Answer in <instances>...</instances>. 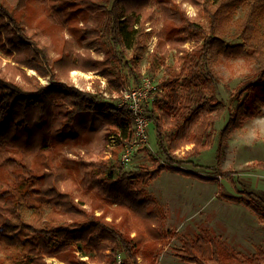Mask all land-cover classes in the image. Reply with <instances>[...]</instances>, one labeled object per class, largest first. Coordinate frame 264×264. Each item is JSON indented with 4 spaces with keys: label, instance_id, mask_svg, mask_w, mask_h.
<instances>
[{
    "label": "trees",
    "instance_id": "trees-1",
    "mask_svg": "<svg viewBox=\"0 0 264 264\" xmlns=\"http://www.w3.org/2000/svg\"><path fill=\"white\" fill-rule=\"evenodd\" d=\"M37 1L66 21H74L79 11L104 13V32L112 43L106 52L104 71L113 76L110 87L114 89L129 85L130 79L140 82L139 62L148 52V41L154 34L161 41L193 45L179 47L174 64L167 63L159 49L148 53V72L162 68L163 74L145 114L154 125L158 152L165 162L153 169L143 167L131 172L126 171L120 159H104L93 163V177L86 179L87 189L94 187L97 173L104 174L106 180L116 175L117 183L133 185L137 208L132 217L126 211L108 219L105 212L96 214L85 207L87 202L77 199L74 188L63 189L55 152L47 142L50 108L62 98L61 93L69 96L65 100L71 105L66 122H74L81 112L105 113L116 117L121 129L118 134L122 133L126 141L133 137L129 129L133 115L128 103L119 106L100 93L81 91L57 81L28 87L0 73V264H51L48 257H59L67 264H159L165 246L175 237L182 240L175 254L183 264H264L263 247L248 256L230 249L206 229L189 238L168 228L164 206L146 189L165 169L216 182L221 198L242 201L264 222L262 197L250 191H243V196L226 193L219 181V176L234 179L236 170L218 166L214 168L218 174L213 176L185 167V163H193L194 158L213 146L214 126L226 110L218 95V84L223 81L217 71L218 58L242 57L249 64L247 78L237 87L240 97L250 94L256 79L264 80V0H188L198 7V12L195 17L183 13L175 36L170 34L172 22L168 18L163 19L158 32L145 28L149 18L143 17L144 9L153 1L165 0ZM29 4L30 0H0V51L10 54L15 49H28L29 58L38 60L30 41L21 39L28 38V33L21 21L24 13L19 11ZM239 6L246 11L233 34L239 41L229 43L219 35L221 24ZM41 72L45 73L43 69ZM248 105L243 98L222 128L218 163L231 127L238 128L256 115ZM187 144H193L192 148L179 157L176 151ZM257 165L264 169V162ZM129 221L133 230H128Z\"/></svg>",
    "mask_w": 264,
    "mask_h": 264
},
{
    "label": "rangeland",
    "instance_id": "rangeland-1",
    "mask_svg": "<svg viewBox=\"0 0 264 264\" xmlns=\"http://www.w3.org/2000/svg\"><path fill=\"white\" fill-rule=\"evenodd\" d=\"M144 10L143 17L149 18L145 24L146 31L158 32L163 19L168 18L172 22L169 25L172 28L170 34L175 36L184 19L183 13L195 17L198 7L188 0H165L153 1ZM90 11H79L74 21H66L54 11L49 12L37 0H30V4L19 11L24 13L21 21L28 33V38L21 39L30 41L38 60L29 58L31 54H28V49H15L10 54L0 51V73L28 87L57 81L75 86L81 91L100 93L105 99L119 106L124 104L121 101L122 90L128 85L118 89L111 88L110 80L113 76L104 71L106 52L112 47L110 38L104 32L105 15ZM245 13V9L239 6L234 10L233 16L222 22L219 35L225 41H239L233 34L238 20ZM148 45V52L139 62L142 75L140 82L147 78L158 87L163 69L148 72V53L159 49L164 60L174 64L179 58V47H190L193 42L169 43L159 40L154 34L149 38ZM127 55L130 57L132 51H127ZM216 66L219 75L223 77V81L218 84V95L225 102L226 110L214 126L213 146L194 158L193 163H185V167L213 176L218 174L215 167L232 168L237 171L234 179L218 177L226 193L243 196V191H250L264 199V169L257 165L264 162V80L256 79L250 94L246 92L240 97L237 87L247 78L249 64L242 57L220 56ZM42 69L45 73L41 72ZM131 82L133 81L130 79ZM61 96L50 108L47 141L55 152L61 186L63 189L74 188L77 199L85 200V207L95 210L96 214L105 212L110 219L119 212L121 216L128 211L132 217V211L137 208L133 185L117 183L116 175L112 180H106L104 174L97 173L94 187L87 189L89 182L86 179L91 180L93 177V163L104 159H120L124 162L126 171L131 172L143 167L153 169L157 164L164 163V156L158 152L154 125L152 122L149 124V141L126 156V144L133 137L130 141L121 138L122 133L118 134L121 129L116 117L88 111L77 114L74 122L68 123L65 121L66 111L71 105L65 99L69 96L66 97L64 93ZM243 98L249 102L248 106L256 115L243 121L238 128L231 127L230 137L218 163L220 132ZM133 126L132 118L129 129L133 130ZM35 137L38 138V134ZM192 146L193 144L184 145L176 154L182 157ZM146 189L164 206L168 214V228L177 229L189 238L206 229L224 240L230 249L248 256H252L257 247L264 248V222L242 201L221 198L216 182L201 181L165 169ZM131 221L128 222V230H133ZM181 246L180 237L169 240L160 255L159 264H183L175 254V250ZM47 260L51 264H67L59 257H48Z\"/></svg>",
    "mask_w": 264,
    "mask_h": 264
},
{
    "label": "built area",
    "instance_id": "built-area-1",
    "mask_svg": "<svg viewBox=\"0 0 264 264\" xmlns=\"http://www.w3.org/2000/svg\"><path fill=\"white\" fill-rule=\"evenodd\" d=\"M158 87L150 79H143L136 84L130 83L122 90L121 100L128 103L133 115V139L127 145L126 156H129L133 150L149 141V124L150 121L146 116V108L150 105Z\"/></svg>",
    "mask_w": 264,
    "mask_h": 264
},
{
    "label": "crops",
    "instance_id": "crops-1",
    "mask_svg": "<svg viewBox=\"0 0 264 264\" xmlns=\"http://www.w3.org/2000/svg\"><path fill=\"white\" fill-rule=\"evenodd\" d=\"M142 264V263H141Z\"/></svg>",
    "mask_w": 264,
    "mask_h": 264
}]
</instances>
